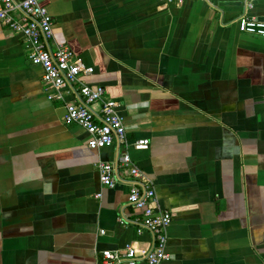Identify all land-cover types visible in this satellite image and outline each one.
<instances>
[{"label":"crops","instance_id":"crops-1","mask_svg":"<svg viewBox=\"0 0 264 264\" xmlns=\"http://www.w3.org/2000/svg\"><path fill=\"white\" fill-rule=\"evenodd\" d=\"M54 42L119 104L128 148L153 182L167 229L161 264H264V0H44ZM24 39L0 26V264H97L100 253L146 248L127 205L129 178L99 183L120 146L88 148L64 123ZM97 109V107H94ZM100 194L98 199L96 195Z\"/></svg>","mask_w":264,"mask_h":264},{"label":"built area","instance_id":"built-area-1","mask_svg":"<svg viewBox=\"0 0 264 264\" xmlns=\"http://www.w3.org/2000/svg\"><path fill=\"white\" fill-rule=\"evenodd\" d=\"M167 5L181 6L187 0H159ZM256 0H239L247 12ZM44 0H0V26L20 35L28 45V59L42 71V84L49 90V99L65 108L64 123L85 131L88 148L100 150L117 144L122 148L116 164L99 163L98 180L101 186L114 189L118 168L128 176L127 205L136 216L118 219L121 226H133L137 235L150 236L146 248L127 245L120 250L100 253L97 264H161L169 261L167 229L173 221L168 210L158 207L153 182L129 157L127 150H148V139L129 142L123 120L118 113L119 104L105 95L101 86H91L85 78L93 68L72 54L64 44L54 42L53 19ZM239 30L264 36V23L246 15L237 21ZM97 107V109H94ZM101 195H96L100 198Z\"/></svg>","mask_w":264,"mask_h":264}]
</instances>
